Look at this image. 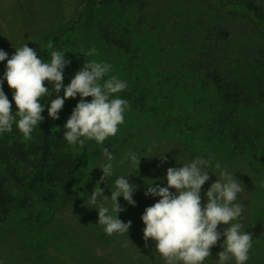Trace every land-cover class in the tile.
<instances>
[{
    "label": "rangeland",
    "instance_id": "obj_1",
    "mask_svg": "<svg viewBox=\"0 0 264 264\" xmlns=\"http://www.w3.org/2000/svg\"><path fill=\"white\" fill-rule=\"evenodd\" d=\"M11 1L0 0V48L9 54L26 42L36 52L44 51L48 36L63 33L60 50L67 51L68 58L108 62L112 65L109 75L127 81L126 91L134 96L140 87L149 88L151 92L145 107L142 110L129 107L117 134L104 141V146L114 153L116 176L127 171L136 172L128 177L138 186L133 194L136 205H128L123 197L119 198L126 209L119 213V218L131 221L128 233L104 234L97 224L98 211L83 204L71 227L63 229V239L56 237L51 243V231H42V250L48 245L47 252L61 256L66 264H164L159 254H155V241L143 239L145 225L141 215L158 199L145 196V179L160 183L168 167L181 166L176 157L185 154L188 157L211 156L221 169L237 172L243 189L238 194V202L243 206L242 222L252 235L247 264H264V237L256 238L252 234V227L264 216V152H252L245 143L239 145L236 138L241 121H256L261 128L257 137L264 143V106L238 108L234 123H229L221 135V123L226 114L217 108L214 88H203L198 81L194 86L185 87L183 84L196 82V76L180 69L184 61L197 59L204 39V29L199 26L201 17L207 24L230 25L234 38L239 39L224 44V57H241L242 60L249 57L251 61L259 56L264 50V29L243 24L240 18L219 15L202 0H142L146 4L147 21L140 32L131 34L138 49V57L133 59L102 39L99 24L131 28L137 18L135 6L123 8L113 3L82 12L81 0H16V16L9 11ZM91 48L96 49L94 55L81 54ZM3 72L0 70V75ZM3 87L6 94H12L6 81ZM122 92L118 95L123 98ZM85 99L90 101L91 97ZM57 129L55 122L54 130ZM155 144H162L159 154L168 151L166 161L154 154ZM100 149L101 146L92 140L87 141L84 148L70 146L71 152L85 163V171L95 174L97 181L102 176V170L96 167L103 159ZM130 149L146 155L141 156L139 168L119 164ZM210 177L202 186V204L206 202L203 192L216 179L211 172ZM37 179L40 174L34 175L25 189L35 199L39 195ZM114 179L100 184L105 195H111L109 185ZM64 215L74 217L75 212L65 211ZM30 217L27 227L21 225V232L37 228V216ZM218 227L223 230L226 225ZM23 241L25 246H37L36 243L31 245L32 238ZM60 244L63 247L58 249H63L62 253L55 248ZM219 245L220 242L212 247L211 257L204 264H216L217 253L222 250ZM30 250L27 248L26 252Z\"/></svg>",
    "mask_w": 264,
    "mask_h": 264
},
{
    "label": "clouds",
    "instance_id": "obj_2",
    "mask_svg": "<svg viewBox=\"0 0 264 264\" xmlns=\"http://www.w3.org/2000/svg\"><path fill=\"white\" fill-rule=\"evenodd\" d=\"M66 52L54 50L50 61L44 62L27 42L15 47L10 57L0 48V62L6 61L0 75V135L11 132L15 125L23 139L30 140L35 127L44 120L42 112L46 106L48 116L56 120L65 101L79 96L63 126V138L69 146L84 148L89 140L101 146L103 159L96 167L102 170V176L85 204L98 211L97 224L104 234L123 235L128 233L131 221L119 218V213L126 210L119 198L123 197L128 205H136L133 194L138 186L128 179L136 172L116 176L114 153L104 146V141L117 134L129 110L128 100L118 95L127 88V81L109 75L110 63L85 60L70 82L64 84L65 68L71 64ZM95 53V48L81 52L86 57ZM5 81L12 90L15 111L4 91ZM53 93L56 96L50 99ZM42 97L46 98V103H41ZM87 97L91 100H86ZM167 152L158 154L162 161L167 160ZM141 156L146 155L130 149L119 164L139 168ZM176 162L181 166L167 168L163 178L165 185L145 179V196L158 198L141 215L145 242L150 238L155 241V254H159L164 264H204L218 242L222 250L217 253L216 264H232L233 261L247 264L252 235L242 222L243 206L238 202V194L243 189L237 172L221 169L211 156L183 154L176 157ZM210 172L216 179L203 192L206 202L202 204V186L211 179ZM113 177L109 185L111 195H105L100 184ZM220 225L226 227L220 230Z\"/></svg>",
    "mask_w": 264,
    "mask_h": 264
},
{
    "label": "trees",
    "instance_id": "obj_3",
    "mask_svg": "<svg viewBox=\"0 0 264 264\" xmlns=\"http://www.w3.org/2000/svg\"><path fill=\"white\" fill-rule=\"evenodd\" d=\"M202 1L208 3L219 15L240 18L243 24L249 23L264 29V0ZM81 2L82 12L113 3L123 8L135 6L137 18L131 28H115L112 23L101 22L99 30L106 43L137 59L138 49L132 42L131 34L140 32L146 24L145 2L142 0H81ZM199 26L204 29V39L197 59L184 61L180 66L184 72L196 76V82L183 85L194 86L198 81L203 88H214L217 108L226 114L225 120L223 118L221 123L222 135L226 126L234 123L238 108L264 106V50L251 61L249 57H245L244 60L241 57H224V44L239 40L234 38L230 25L207 24L201 17ZM63 36V33L58 32L48 36L45 50L37 52L38 58L49 62L51 52L61 49ZM11 55L9 54V57ZM70 60V66L64 71V84L70 82L75 71L85 62L80 59ZM5 63L6 61L0 62V70H5ZM44 83L50 87L47 81ZM150 93L149 88L140 87L137 96L126 90L122 95L128 100L130 108L142 110ZM7 95L12 103V110L15 111L12 94ZM55 96L56 93H53L50 99ZM78 100L79 96L67 99L60 111L59 119L56 120L48 116L46 106L42 112L44 120L35 127L30 140H24L15 125L11 132L3 134L0 138V264H66L61 256L47 252L48 245L44 251L42 250L44 243L41 235L42 231L48 230L52 233L51 243L56 237L63 239V229L71 227L97 181L95 174L85 171V163L71 152L70 146L63 138V126ZM41 103H46V98L42 97ZM55 122L58 125L57 130H54ZM240 123L239 127H236L238 144L245 143L252 152H264V143L257 137L261 130L257 122L243 120ZM160 149L162 144H155L154 154L158 156ZM39 174L40 179L36 181L39 195L35 199L25 189L33 176ZM159 182L162 186L166 184L163 179ZM65 211L75 212L74 217L65 216ZM32 215L37 216V228L21 232V225L27 227ZM252 234L256 238L264 237V216L252 227ZM31 238V245L36 243V247L24 245L23 240L29 241ZM58 247L63 245H55V248ZM25 248L31 250L26 252ZM62 251L63 249L59 252Z\"/></svg>",
    "mask_w": 264,
    "mask_h": 264
},
{
    "label": "crops",
    "instance_id": "obj_4",
    "mask_svg": "<svg viewBox=\"0 0 264 264\" xmlns=\"http://www.w3.org/2000/svg\"><path fill=\"white\" fill-rule=\"evenodd\" d=\"M18 3L16 0H12L9 5H8V8H9V11L13 14V15H16L18 16Z\"/></svg>",
    "mask_w": 264,
    "mask_h": 264
}]
</instances>
